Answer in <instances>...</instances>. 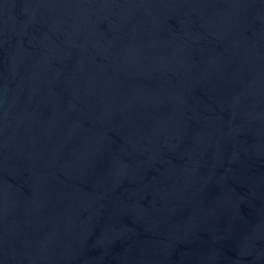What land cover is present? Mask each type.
Segmentation results:
<instances>
[{
    "label": "water",
    "instance_id": "95a60500",
    "mask_svg": "<svg viewBox=\"0 0 264 264\" xmlns=\"http://www.w3.org/2000/svg\"><path fill=\"white\" fill-rule=\"evenodd\" d=\"M0 264H264V0H0Z\"/></svg>",
    "mask_w": 264,
    "mask_h": 264
}]
</instances>
